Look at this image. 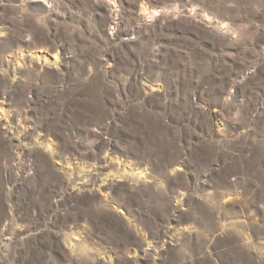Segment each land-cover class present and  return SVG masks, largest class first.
I'll list each match as a JSON object with an SVG mask.
<instances>
[{
  "label": "rangeland",
  "instance_id": "obj_1",
  "mask_svg": "<svg viewBox=\"0 0 264 264\" xmlns=\"http://www.w3.org/2000/svg\"><path fill=\"white\" fill-rule=\"evenodd\" d=\"M0 264H264V0H0Z\"/></svg>",
  "mask_w": 264,
  "mask_h": 264
}]
</instances>
